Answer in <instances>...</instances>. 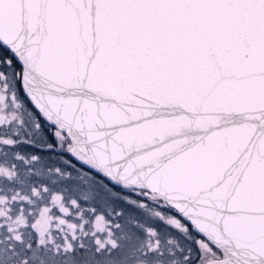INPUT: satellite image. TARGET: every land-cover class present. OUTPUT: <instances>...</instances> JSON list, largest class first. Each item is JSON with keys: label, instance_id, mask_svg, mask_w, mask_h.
<instances>
[{"label": "snow or ice", "instance_id": "snow-or-ice-1", "mask_svg": "<svg viewBox=\"0 0 264 264\" xmlns=\"http://www.w3.org/2000/svg\"><path fill=\"white\" fill-rule=\"evenodd\" d=\"M0 264H264V0H0Z\"/></svg>", "mask_w": 264, "mask_h": 264}]
</instances>
